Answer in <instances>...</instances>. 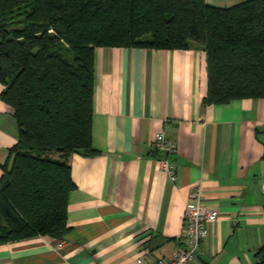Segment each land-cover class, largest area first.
Masks as SVG:
<instances>
[{
    "label": "crops",
    "instance_id": "obj_1",
    "mask_svg": "<svg viewBox=\"0 0 264 264\" xmlns=\"http://www.w3.org/2000/svg\"><path fill=\"white\" fill-rule=\"evenodd\" d=\"M244 0H206L227 7ZM92 147L71 157L60 238L0 244V264H138L183 246L184 209L200 186L219 213L193 264H255L264 245V99L204 104L203 48L97 47ZM3 86L0 84V92ZM158 133L175 142L177 178L159 165ZM18 127L0 99V177Z\"/></svg>",
    "mask_w": 264,
    "mask_h": 264
},
{
    "label": "trees",
    "instance_id": "obj_2",
    "mask_svg": "<svg viewBox=\"0 0 264 264\" xmlns=\"http://www.w3.org/2000/svg\"><path fill=\"white\" fill-rule=\"evenodd\" d=\"M206 53L204 104L264 99V0H0V99L18 127L0 177V244L68 230L71 157L94 155L97 47ZM264 264V245L255 251Z\"/></svg>",
    "mask_w": 264,
    "mask_h": 264
},
{
    "label": "built area",
    "instance_id": "obj_3",
    "mask_svg": "<svg viewBox=\"0 0 264 264\" xmlns=\"http://www.w3.org/2000/svg\"><path fill=\"white\" fill-rule=\"evenodd\" d=\"M153 146L162 155L159 159L160 167L168 173L172 181H175L177 178L175 163L169 158L176 152L175 142L170 138H166L163 133H158L153 141ZM203 197V190L200 186L194 188L189 194L191 201L187 202L185 206L183 218L184 245L177 247L168 258L138 260V264H193L209 227L219 217L217 210L203 205Z\"/></svg>",
    "mask_w": 264,
    "mask_h": 264
}]
</instances>
